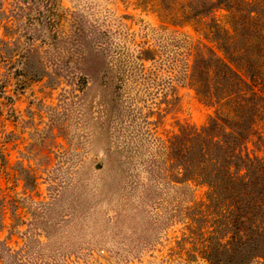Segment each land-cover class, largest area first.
Wrapping results in <instances>:
<instances>
[{
    "label": "rangeland",
    "instance_id": "obj_1",
    "mask_svg": "<svg viewBox=\"0 0 264 264\" xmlns=\"http://www.w3.org/2000/svg\"><path fill=\"white\" fill-rule=\"evenodd\" d=\"M255 8L248 30L223 8L181 24L172 0H0V264H264L233 246L238 202L162 149L215 109L189 80L203 46L261 64L243 76L264 96Z\"/></svg>",
    "mask_w": 264,
    "mask_h": 264
},
{
    "label": "trees",
    "instance_id": "obj_2",
    "mask_svg": "<svg viewBox=\"0 0 264 264\" xmlns=\"http://www.w3.org/2000/svg\"><path fill=\"white\" fill-rule=\"evenodd\" d=\"M172 1L179 9L181 24L207 17L214 10L223 8L228 17L238 18L248 30H256L251 28L256 27L254 22L258 17L256 0ZM249 35L245 38L248 45L253 41ZM225 36L229 40L234 36V30L226 31ZM200 51L196 60L204 61L206 51L211 52L212 69H218V80L212 85V69L204 68L202 64L192 68V64L190 84L215 109L203 126L185 125L178 134L163 140L162 149L175 164L177 179L206 185L209 200L238 202L228 210L234 214L229 222L234 230L233 246H237V251L257 252L251 259L258 258L264 263V96L252 77L243 76L246 69L259 70L262 66L254 65L255 62L248 58H242L237 66L235 56L231 54L233 50L229 53L224 47L225 58L206 46ZM259 54L264 60V43Z\"/></svg>",
    "mask_w": 264,
    "mask_h": 264
}]
</instances>
